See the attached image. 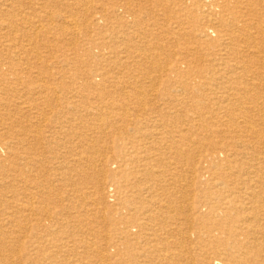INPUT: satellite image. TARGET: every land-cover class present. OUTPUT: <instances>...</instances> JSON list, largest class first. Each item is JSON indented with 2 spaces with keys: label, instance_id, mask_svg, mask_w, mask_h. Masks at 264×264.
<instances>
[{
  "label": "bare ground",
  "instance_id": "1",
  "mask_svg": "<svg viewBox=\"0 0 264 264\" xmlns=\"http://www.w3.org/2000/svg\"><path fill=\"white\" fill-rule=\"evenodd\" d=\"M0 30V264H264V0H0Z\"/></svg>",
  "mask_w": 264,
  "mask_h": 264
},
{
  "label": "rangeland",
  "instance_id": "2",
  "mask_svg": "<svg viewBox=\"0 0 264 264\" xmlns=\"http://www.w3.org/2000/svg\"><path fill=\"white\" fill-rule=\"evenodd\" d=\"M175 10L176 9V6L174 5V4H172V3H168V5H167V10ZM176 10H178V9H176ZM180 12L185 16V14L187 13V12H183V10L181 11L180 10ZM187 15V14H186ZM188 30V29H187ZM0 32H1V30H0ZM172 44V43H171ZM170 44V46L172 47V45ZM195 65H198V64H195ZM194 65V66H195ZM164 77L162 76V81H160V85H159V87L162 89V90H164V86H165V84H164ZM4 97V98H3ZM12 97V98H11ZM9 100H12V102H8ZM17 98H16V96H13V93H9L7 96H4V95H2V94H0V102H5V103H8V104H14V103H16L17 102ZM12 105H9V106H7V108H6V110L8 109L9 111H11L10 113H12ZM33 111V110H32ZM0 112H3V109H1L0 110ZM0 128L2 129V126L0 125ZM1 129H0V132H1ZM2 154V153H1ZM3 156V155H2ZM115 166H111V170H114L115 168H114ZM154 169H159V168H157V167H154ZM126 172H127V170H126ZM126 178V177H125ZM124 177H122V178H120L119 179V181L121 182V181H124V179H125ZM127 178H129V177H127ZM93 180V179H92ZM92 180L89 178V179H87L86 180V184L84 183V185H85V187L86 188H83V190L85 191V198H84V201H85V203L86 204H88L90 207H93V208H97V206L96 205H94L93 204V197H92V195L90 194L91 193V190L93 189L92 188V185H93V183H92ZM107 184L105 185V187H104V195H105V202H106V204L107 205H109V207L110 206H114V204H115V202H113V201H110V199H111V197L108 195V190H109V188H114L115 189V185L113 184V183H111V182H106ZM122 183V182H121ZM110 184H112L111 186H110ZM87 189V190H86ZM107 191V192H106ZM59 193L61 194L62 193V191H59ZM88 193V194H87ZM90 196V197H89ZM88 197V198H87ZM87 201V202H86ZM118 209H116L115 211H117ZM125 217V215H120V219H125L124 218ZM122 223V222H121ZM120 224V223H119ZM88 238H91V236H88ZM102 243H103V241H102ZM103 245V244H102Z\"/></svg>",
  "mask_w": 264,
  "mask_h": 264
}]
</instances>
